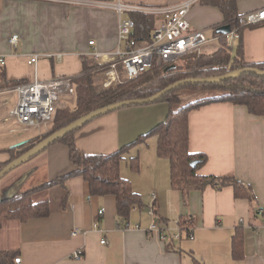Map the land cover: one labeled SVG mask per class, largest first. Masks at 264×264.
Wrapping results in <instances>:
<instances>
[{
	"label": "crops",
	"instance_id": "1",
	"mask_svg": "<svg viewBox=\"0 0 264 264\" xmlns=\"http://www.w3.org/2000/svg\"><path fill=\"white\" fill-rule=\"evenodd\" d=\"M115 1L0 0V56L5 58V64L0 65V85L4 86L0 88V163L9 159L3 150L42 132L25 135L28 130H22L17 121L5 120L17 100L8 89L20 80L25 83L35 78H75L83 71L84 58L94 63L89 54L94 47L113 51L118 16L112 6L105 4ZM122 1L159 7L182 0ZM261 3L237 0L238 14ZM128 13L123 12L121 19L130 17ZM187 18L192 28L211 29L214 36L216 27L224 23L217 7L199 1L191 6ZM13 34L18 35L16 47L9 42ZM90 40L94 46L89 45ZM234 41L241 42L244 61H264V24L245 27ZM34 54H39L36 66L27 63ZM56 54H61L60 59ZM63 96L60 106H74V95V99ZM11 100L13 105L9 107ZM140 106L123 107L92 119L75 131L77 148L86 153L109 154L134 141L157 122L151 113L139 114L147 109ZM17 131L21 134H14ZM134 148L139 171L122 163L120 173L131 182L144 205L130 211L127 226L116 222L113 195L92 196L88 183L74 176L64 185L39 188L34 193V199H48L47 217L4 221L0 249H16L20 262L15 264H264V213L257 212L259 207L264 208V116L252 115L245 106L226 102L207 104L188 114V148L207 156L197 172L233 174L251 186L253 201L234 198L232 188L226 186L192 190L184 203L180 191L170 186L168 160L156 154V138L150 137ZM33 159L29 167L21 164L0 179V198L39 187L73 169L68 147L62 143H52ZM22 179V184L16 186ZM99 210H103L102 215H98ZM182 217L191 220L193 239L166 242L146 231L151 221L160 219L176 228ZM238 225L242 226L244 255L235 259L231 248ZM73 228L85 230L86 234L73 236ZM101 239L105 242L101 243ZM78 248L83 250V256L74 260L70 255Z\"/></svg>",
	"mask_w": 264,
	"mask_h": 264
},
{
	"label": "trees",
	"instance_id": "2",
	"mask_svg": "<svg viewBox=\"0 0 264 264\" xmlns=\"http://www.w3.org/2000/svg\"><path fill=\"white\" fill-rule=\"evenodd\" d=\"M199 2L217 7L223 15L224 23H228L232 29L238 26L236 22L237 0H199ZM128 14L134 23L131 35L138 41L149 39L155 26L153 17L139 11H129ZM244 28L239 27V34ZM215 35L218 37L219 46L212 52H192L182 56L179 58L181 63L174 64V67L170 69L166 68L173 63L158 65L152 62L136 78L129 79L122 75V82L101 90L99 89L100 82H95V74L90 71L92 65L84 58L82 73L72 79L75 86L74 106H59L49 131L18 147L3 150L9 154V159L0 163V170L9 161L26 152L50 133L96 108L128 99L147 98L185 78L218 76L246 67L264 70V61L257 63L244 61L241 42L237 44L234 53L231 52L233 47L227 45L225 35L220 33ZM22 81L14 84L23 83ZM2 87L4 86L1 84L0 88ZM190 90L205 95L184 102L183 98ZM158 100H165L168 104L164 119L139 135L134 141L119 147L112 153H86L80 150L74 140L76 130L55 141L54 143H62L68 147L69 160L73 169L39 187L1 197L0 229L6 220L25 222L33 218L47 217L49 215L48 199H34V193L39 188L64 185L68 178L74 176L82 177L88 183L89 194L92 196L113 195L116 205V222L127 226L131 207H142L144 203L140 194L134 191L131 182L121 175L120 168L122 163H127L131 170L139 171L138 155L130 156L128 152L132 147L144 144L150 137L156 138L158 157L168 160L170 186L180 191L184 203H186L187 194L192 190H203L206 187L220 189L226 186L232 188L234 198H247L253 201L254 194L251 186L243 183L233 174L203 175L197 172L206 162L207 156L204 152H192L188 148V114L207 104L226 102L243 105L252 115L264 116V75L245 71L220 82L187 83L166 92ZM193 161L195 166L191 165ZM160 221L162 222L161 219ZM178 225L182 231L187 232L191 227V220L182 217L178 220ZM172 241L169 238L167 242ZM243 243L242 226L238 225L232 237L231 248L235 259L243 257ZM17 254L16 249H0V264H15L14 258ZM195 263L198 264L197 261Z\"/></svg>",
	"mask_w": 264,
	"mask_h": 264
},
{
	"label": "built area",
	"instance_id": "3",
	"mask_svg": "<svg viewBox=\"0 0 264 264\" xmlns=\"http://www.w3.org/2000/svg\"><path fill=\"white\" fill-rule=\"evenodd\" d=\"M197 1L199 0H182L173 6L159 7H142L125 3L122 0L106 3L105 5L112 6L117 12V45L113 51H100L94 47L89 53L94 64L102 71L101 86L107 88L120 82L122 74H120L119 68H121L123 77L133 79L144 72L152 62H156L158 65H169L176 59L192 52L200 53L205 44L217 39V35L207 38L203 30L191 27L187 15L191 6ZM261 2L260 6L237 15L238 26L231 28L230 32L225 34L228 46H231L233 40L239 37V27L264 24V0ZM125 11L145 12L156 20L149 39L138 41L131 35L134 23L130 17L121 19V14ZM9 42L12 47H16L18 35L13 34L9 38ZM89 45L94 46L95 42L90 40ZM60 57L61 54H56L57 59ZM38 58L39 54H34L28 58L27 63L36 66ZM4 64L5 58L0 56V65ZM72 79L68 76L54 77L49 80L35 78L33 81L11 87L8 91L14 92L17 100L5 120L17 121L22 130L41 127L49 130L48 127L53 122L61 104V97L75 95ZM132 209H135V206L131 207ZM257 212L263 214L264 208L259 207ZM102 214L103 210H99L98 215ZM146 231L150 234L156 233L161 241L166 242L169 238L181 240L194 237L191 227L186 232L182 231L179 225L173 228L159 220L151 221ZM80 234H86V231L79 228H73L71 231L73 236ZM100 242L104 243L105 239H101ZM82 256L81 248L74 250L70 255L74 260H80ZM19 262L20 257H15L14 263Z\"/></svg>",
	"mask_w": 264,
	"mask_h": 264
},
{
	"label": "water",
	"instance_id": "4",
	"mask_svg": "<svg viewBox=\"0 0 264 264\" xmlns=\"http://www.w3.org/2000/svg\"><path fill=\"white\" fill-rule=\"evenodd\" d=\"M231 30V26L228 23H223L219 26L216 27L215 32L220 33V34H227ZM174 64L169 65L166 69L173 68ZM245 71H250L252 73L258 74V75H264V70H260L258 68L254 67H246V68H241L223 75H218V76H208V77H203V78H185L179 81H176L159 92L147 97V98H136V99H128V100H123L119 102H115L112 104H108L99 108H96L78 118L70 122L69 124L55 130L54 132L50 133L43 139H41L39 142H37L34 146H32L30 149H28L26 152L22 153L18 157L12 159L9 161L1 170H0V179L7 174L9 171L12 169L18 167L19 165L23 164L30 158L36 156L38 153H40L42 150H44L46 147L57 141L59 138L63 137L64 135L73 132L92 119L99 117L101 115H104L106 113L118 110L123 107L131 106V105H142V104H147V103H152L156 100H158L163 94L166 92L180 86L183 84L187 83H194V84H199V83H214V82H220L223 79L230 78V77H235L239 75L242 72ZM28 140H21L19 142H16L10 146V148L18 147ZM192 166H195V162H191Z\"/></svg>",
	"mask_w": 264,
	"mask_h": 264
},
{
	"label": "rangeland",
	"instance_id": "5",
	"mask_svg": "<svg viewBox=\"0 0 264 264\" xmlns=\"http://www.w3.org/2000/svg\"><path fill=\"white\" fill-rule=\"evenodd\" d=\"M240 0H238V2H239ZM117 13V12H116ZM204 32V35L207 37V38H212L213 36H214V33H213V30H211V29H209V30H205V31H203ZM219 46V42H218V40H212V41H210L209 43H207V44H205L203 47H202V51L203 52H212L213 50H215L217 47ZM232 50H231V52H234L235 53V50H236V48H237V43H236V41H234L233 43H232ZM93 61V60H92ZM94 62V61H93ZM89 63V62H88ZM176 63H181L180 62V59H176L174 62H173V64H176ZM91 65H92V67L90 68V71H92V73H94L95 74V76H94V80H95V82H97V83H99V89L101 90V89H103V87L101 86V80H102V78H103V75H102V71H101V69L96 65V64H94V63H90ZM119 71L121 72V74L123 75V73H122V71H121V68H119ZM120 82H122V78H121V81ZM120 82H117L116 84H118V83H120ZM116 84H113V85H116ZM205 94L204 93H199V92H197V91H194V90H190V91H187V93L185 94V96H184V98H183V101L184 102H186V101H190V100H194V99H196V98H199V97H202V96H204ZM75 96V95H74ZM63 97H65V96H63ZM73 96H68L67 98H69V99H74V98H72ZM66 98V97H65ZM12 102V100L9 102V107H11V105H13V102ZM130 107V106H129ZM131 107H139V105H131ZM140 107H146L147 109H145V110H143V111H141L139 114H142L143 115V112H145V114L146 115H148L149 113H151L152 115H153V118H155L156 119V124L158 123V122H160L162 119H164V117H165V115H166V113H167V109H168V104H167V102L165 101V100H156V101H154V102H152V103H147V104H142ZM19 127V126H18ZM48 129H50V126L48 127ZM28 131L26 132V133H24L25 135H27V134H35L36 132H37V130L38 131H42L41 132V134L42 133H45L46 132V130H47V128H45V127H41V129H36V128H30V130L29 129H27ZM47 131H49V130H47ZM145 133V132H144ZM14 134H21V132L20 131H17L16 133H14ZM14 134H11V135H14ZM137 147V146H136ZM47 148V147H46ZM45 148V149H46ZM43 151V150H42ZM129 155H133V156H135V155H137V153H136V148H134V147H132L131 148V150H129ZM35 157V156H34ZM34 157H32V158H30L29 160H27L26 162H24L23 164H24V166H25V164H26V166L27 167H29L30 166V164L32 163V161L34 160L33 158ZM19 167V166H18ZM26 167V168H27ZM30 174H31V172L30 171H28ZM30 176V175H29ZM22 182H23V179L22 180H20V183L18 182L17 183V185L16 186H20L21 184H22ZM2 183V182H1ZM22 188V186L19 188V191H20V189ZM161 222V221H160Z\"/></svg>",
	"mask_w": 264,
	"mask_h": 264
}]
</instances>
